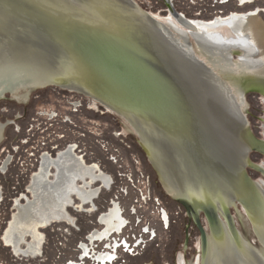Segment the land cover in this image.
<instances>
[{
  "label": "water",
  "instance_id": "95a60500",
  "mask_svg": "<svg viewBox=\"0 0 264 264\" xmlns=\"http://www.w3.org/2000/svg\"><path fill=\"white\" fill-rule=\"evenodd\" d=\"M49 83L102 100L185 208L175 264H264V145L199 55L129 0H0V101Z\"/></svg>",
  "mask_w": 264,
  "mask_h": 264
},
{
  "label": "rangeland",
  "instance_id": "374dc122",
  "mask_svg": "<svg viewBox=\"0 0 264 264\" xmlns=\"http://www.w3.org/2000/svg\"><path fill=\"white\" fill-rule=\"evenodd\" d=\"M131 1L140 10L166 20L165 0ZM252 1L245 0L241 5L239 0H171L174 9L188 17L212 19L233 13L231 16L241 18L242 25L235 30L258 47L256 58L262 64L253 71L241 70L237 74L263 76L264 0L247 4ZM228 29L231 30L225 26L222 31L230 35ZM244 108L254 135L263 139L264 93L248 91ZM116 120L117 115L99 98L50 83L25 105L0 101V122L7 124L0 142V264H19L2 244V232L15 209L16 197L28 194L27 186L39 157L46 151L52 154L71 145L87 165L113 176V188L95 199L98 210L93 213L77 211L76 205L70 208L76 227L62 223L47 228L44 262L40 264H78L81 244L89 243L92 232L103 227L100 215L113 198L129 222L121 236L132 243L137 237L142 238L144 243L132 253L120 247V258L112 264H175L177 244L187 236L189 216L177 199L163 190L145 152L113 133ZM143 193L146 202H141ZM162 210L169 215L168 226L161 219ZM104 243L107 241H94L95 249L102 251ZM83 263L96 264L88 258Z\"/></svg>",
  "mask_w": 264,
  "mask_h": 264
},
{
  "label": "bare ground",
  "instance_id": "6f19581e",
  "mask_svg": "<svg viewBox=\"0 0 264 264\" xmlns=\"http://www.w3.org/2000/svg\"><path fill=\"white\" fill-rule=\"evenodd\" d=\"M129 1L135 5L131 0ZM167 4L171 13L179 17L170 0L167 1ZM142 12L199 55L231 87L243 113L245 110V94L248 91L264 93V75L237 74L241 70H244L243 72L245 70L253 71L262 64V61L256 58L259 52L258 47L245 39L234 27L231 30L228 29L230 33L228 35L222 31L224 28L223 24L220 25L216 22L214 24L201 23L198 25L201 28L200 34L192 35L186 29L194 30L196 21L184 23L186 28L183 29L175 25L170 17L166 18L163 25L153 14L146 11ZM204 45L207 46L208 51L203 48ZM231 51L241 52L240 61L236 62V64L229 60ZM261 143L264 145V139H262ZM54 162L57 166L55 179H48L46 170L34 176L33 182L29 186L32 200H28L25 205H19L18 213L11 223L7 237L11 238L15 237V235H22L24 232H30L37 224L58 221L62 216L65 221L71 223L73 216L67 211L66 206L70 204L72 199L79 197L81 203H87L97 195L99 183H103L104 187H106L110 182L108 175L98 171L95 166L87 165L83 158L75 155L73 147L69 148L59 160ZM99 222L102 223L103 227L101 226V229L91 235V242L95 238L103 239L113 231H120L121 227L126 223L121 217V209L117 203L114 204L108 213H104L99 218ZM135 240L137 241V239ZM137 246L138 244L131 245L127 238H123L118 240L116 250L119 247H127V252L132 253L136 251ZM83 249L86 252L87 245H84ZM93 253L94 251L88 252V257L91 260L95 259ZM100 259L105 261L104 255Z\"/></svg>",
  "mask_w": 264,
  "mask_h": 264
},
{
  "label": "flooded vegetation",
  "instance_id": "af4514ba",
  "mask_svg": "<svg viewBox=\"0 0 264 264\" xmlns=\"http://www.w3.org/2000/svg\"><path fill=\"white\" fill-rule=\"evenodd\" d=\"M167 1L168 0H165L166 7H167V10H165L166 14H164V16H166L165 19L170 17L171 21H173L175 23V25H177L178 27L183 28V29L186 28L184 23H187L190 21H196V27L194 30L186 29V31L192 33V35L193 34H195V35L200 34L201 28L198 27V25L201 23L214 24L216 22L220 25L223 24V27L228 26L230 28L239 27L240 24L242 25L241 18H239L236 15L231 16L233 13L231 15L224 16V17L218 16V17H213L212 19H201L198 17H188L183 12H177L174 9L177 12V14L179 15V17H176L171 13L169 6L167 4ZM239 1L241 4L245 0H239ZM256 1L257 0H253L251 3H247V4L253 5ZM170 2H171V0H170ZM171 4H172V7L174 8L172 2H171ZM253 10H257V8L253 7ZM259 11H261V9H258V12ZM159 13H161V12H159ZM155 16H157V15H155ZM158 17H161V16L159 15ZM159 21L163 25L165 24V20L159 19ZM249 41H250V43H252L251 40H249ZM203 48L204 49L206 48L205 50H207V46L204 45ZM230 55H231L229 58L230 61H235V60L240 61V57H239L241 55L240 51H231ZM238 58H239V60H238ZM71 147H73V151H74L75 155L78 156V154L75 152V147L73 145L69 146L68 148H64L60 151H57L55 153H52V154L48 151L41 154V156L39 157V165L36 168V170L34 172H32L33 176L31 177L29 185L27 186L28 194L24 193L21 195V197L18 196L14 200L15 209H14L10 219L6 222V226L2 232L1 242L5 247L10 249V252L12 253L13 257L17 260V262H19V264H33L34 261H37V264L44 262L45 244H46L47 239H48V234H47L48 229L47 228H49L50 226H53L55 224L59 226V224H62V223L65 225H68V226L76 227L75 216L73 215V213H71L70 208L73 207L74 205H76L77 211L93 213V212L98 210V206H97V203H95V199L97 197H99L103 191L110 192V190H112V188H113L112 184L114 182L113 181L114 179H113V176H110V182H109L108 186L104 187L103 183H99L100 186H99V190H98L97 195L94 198H92L89 202L81 203V199L79 197L78 198L74 197L72 199V201L70 202V204L68 206H66L67 211L73 216V221L71 223L65 221V218L62 216V218L58 221H52V222L46 223V224H44V223L37 224L35 226V228L30 232H24L22 235H15V237H11V238L7 237V233H8L10 226H11V223L13 222L15 215H17V213H18L19 205H25V204H27L28 200H32V194H31V191L29 190V186L33 182L34 176L36 174L46 170L47 178L51 179V180L55 179L57 166H56L54 161L59 160V158L62 156V154L65 153ZM8 162H9V160L5 161V163L3 164L4 165L2 168L3 170L6 168ZM145 199L147 200V197ZM75 200H77V203L75 202ZM115 203H117V202H115V199L114 198L111 199L109 206L104 211V213H108V211L114 206ZM87 204H88V207L86 206ZM63 206L65 209V203L63 204ZM119 208L121 209V217L126 221V223L121 227L120 231H118V232L113 231L112 233H110V235H108L107 237H104L103 239H97V238L94 239V241H100V242L107 241V243L103 244V247L105 249H103L102 251H97L95 249L94 241L91 242L90 238H89V243H82L81 244L82 252H81V255L79 258L81 261H79L78 264H82L83 260L86 258L89 259L88 252H92V251H94L93 255L95 256L94 263H96V262H98V264H107L109 262L114 263L120 258L116 248L118 247V240H122L123 238L124 239L127 238L126 236H121V234L123 232V229L128 225L129 222L127 221V218L123 213V209L120 206H119ZM104 213H102L100 215V217ZM161 219L165 225H167V226L169 225L170 218H169L167 211H165V210L161 211ZM144 229H146L144 231H148V228H144ZM95 231H97V230H94L92 232V235L94 234ZM114 234H117V235L120 234V236L112 237ZM136 239H137L138 246H140L142 243H144V240L142 238L139 239L137 237ZM84 245H87L86 252L83 249ZM96 255H98V257H96ZM102 255H104L105 261L100 259V258H102ZM72 264H75V263H72Z\"/></svg>",
  "mask_w": 264,
  "mask_h": 264
},
{
  "label": "built area",
  "instance_id": "2783aa9c",
  "mask_svg": "<svg viewBox=\"0 0 264 264\" xmlns=\"http://www.w3.org/2000/svg\"><path fill=\"white\" fill-rule=\"evenodd\" d=\"M143 195H144V193L141 194V202H142V201H145V202H146V201H147V200L145 199L146 197H144ZM129 242H130V241H129ZM130 244H131V245H132V244L136 245V244H137V241L135 240L133 243L130 242ZM119 248H120V247H119ZM119 248H118V249H119ZM137 248H138V247H137ZM118 249H117V251H118ZM122 249H123V251L127 252V247H122ZM131 249H132V248H131ZM93 261H94V260H93ZM83 264H84V263H83ZM96 264H98V262H96ZM107 264H112V262H109V263H107Z\"/></svg>",
  "mask_w": 264,
  "mask_h": 264
}]
</instances>
